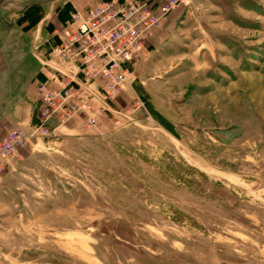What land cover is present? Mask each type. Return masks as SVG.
Segmentation results:
<instances>
[{"label": "rangeland", "instance_id": "rangeland-1", "mask_svg": "<svg viewBox=\"0 0 264 264\" xmlns=\"http://www.w3.org/2000/svg\"><path fill=\"white\" fill-rule=\"evenodd\" d=\"M85 1L0 0V57ZM129 69L0 174V264H264V0H187Z\"/></svg>", "mask_w": 264, "mask_h": 264}, {"label": "built area", "instance_id": "built-area-1", "mask_svg": "<svg viewBox=\"0 0 264 264\" xmlns=\"http://www.w3.org/2000/svg\"><path fill=\"white\" fill-rule=\"evenodd\" d=\"M186 1L100 0L89 8L75 9L53 34L51 60L46 62L50 73L37 83L36 121L0 140V174L31 139L51 136L71 118L90 113L89 98L116 96L145 41Z\"/></svg>", "mask_w": 264, "mask_h": 264}, {"label": "crops", "instance_id": "crops-1", "mask_svg": "<svg viewBox=\"0 0 264 264\" xmlns=\"http://www.w3.org/2000/svg\"><path fill=\"white\" fill-rule=\"evenodd\" d=\"M98 2L97 0H86L85 3L80 4L79 7L83 10L94 6ZM72 4L78 8V1ZM73 11L74 10H72V12ZM70 17L71 15L65 20V24L69 21ZM65 24H62L61 27ZM38 32L39 30L31 32L34 33L31 37L33 38L36 36ZM9 35L8 38L10 43L6 44L9 49L26 50L24 45H28V43L26 44L27 40L24 33H14L12 29ZM29 44H31V42H29ZM47 58L48 57L45 58L40 56L36 58L34 54H28L27 52L23 55L14 53L9 58H3L1 55L0 140L17 128H29V126L36 121L39 109V104L36 99L37 83L38 81L46 80L47 74L50 73V69L46 66V62L50 59ZM69 123L78 126V116L71 118L64 127L69 129ZM3 178L4 176L0 175V182Z\"/></svg>", "mask_w": 264, "mask_h": 264}]
</instances>
